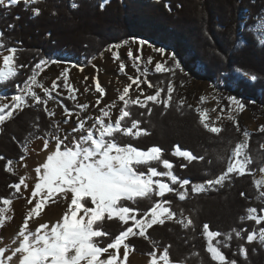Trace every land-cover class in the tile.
I'll list each match as a JSON object with an SVG mask.
<instances>
[{
  "label": "trees",
  "instance_id": "trees-1",
  "mask_svg": "<svg viewBox=\"0 0 264 264\" xmlns=\"http://www.w3.org/2000/svg\"><path fill=\"white\" fill-rule=\"evenodd\" d=\"M73 3L77 7L73 8ZM36 7L40 9L39 15L33 14ZM0 32L4 44L0 53L13 47L18 50L17 75L0 82V97L8 98L21 94L31 83V77L35 75L37 79L42 67L55 60L68 59L77 66L89 65L92 59L101 57L110 48L135 39L173 49L183 71L176 70L175 75L143 72L152 88L164 89L161 98L166 97L171 84L174 88L172 103L165 109L163 104L148 102L152 109L150 115L147 108L131 105V119L140 120V129L148 134L139 138L122 136L119 143L143 151L161 148L162 159L173 164V173L191 181L189 194L183 201L175 193H166L163 198H138L136 204L129 202L136 210L137 219H142L154 206L153 202L160 200L171 201L172 211L178 215L148 229L147 239L130 236L125 243L141 254L168 248L171 264H218L206 250L203 225L208 224L211 231L222 234L213 240L214 245L217 239L227 240L226 234L233 229L242 232L243 239L233 233L232 239L220 246L228 261L264 264V246L246 239L247 234L264 227V222L257 225L254 221L240 219L248 214L250 207L257 209V215H264V199L258 198L260 190L254 184L259 169L264 167V132L250 133L246 151L252 159L248 166L251 174H232V179L223 187L195 193L191 190L192 184L214 179L226 170L231 151L243 139L242 133L246 130L239 126L238 132L237 124L227 120L221 125V133H210L201 124L196 108L189 103L193 99L189 92L192 83L203 80L217 87L225 106L230 103L227 98L233 96L255 118L264 115V46L260 44L264 39V0H38L37 4L0 6ZM171 64L169 61L166 67ZM252 75L257 77L255 81L251 80ZM58 97L67 111L83 114L71 99ZM181 100L184 104L177 107ZM197 101L204 110L206 105L200 99ZM12 103L4 114L11 110ZM44 108L45 105L34 104L22 111L16 110L11 119L0 125V157H3L0 159V207H4L3 199L21 197L11 187L19 183L21 177L14 170H7L8 162L11 161L13 169L14 164L26 157L25 151L31 142L50 139L48 133L55 131L56 124ZM176 146L204 159L184 161L172 154ZM155 166L158 171H166L162 165ZM154 179L170 183L166 176ZM181 210L184 218L193 220L194 228L185 229L176 222ZM103 224L109 233L103 238V246L128 227L138 231L133 220L123 224L118 219L106 218ZM241 247L246 250V256L241 253Z\"/></svg>",
  "mask_w": 264,
  "mask_h": 264
},
{
  "label": "snow or ice",
  "instance_id": "snow-or-ice-1",
  "mask_svg": "<svg viewBox=\"0 0 264 264\" xmlns=\"http://www.w3.org/2000/svg\"><path fill=\"white\" fill-rule=\"evenodd\" d=\"M26 3L37 4L38 0H0V6L5 8ZM72 7L75 8L77 5L73 3ZM32 11L35 15L40 14L39 7ZM242 23L244 22L242 21ZM9 27H14V25H9ZM2 39L3 33L0 32V48H4ZM124 43L127 44L128 41ZM138 44L142 47L148 42L139 40ZM260 44L264 46V39L260 40ZM116 47H119V45ZM6 51L8 54H0L3 56L4 66L3 70H0V82H7L17 75L15 57L18 50L13 47ZM153 51L161 54L162 57H166L163 63H155L154 67L157 73L169 72L175 75L176 70L183 71L175 53L167 52L164 48H153ZM127 54L129 57L133 56L131 50ZM135 59H140V57L137 56ZM168 60H171L172 64L165 67ZM147 62L151 64L152 58L149 57ZM19 67H23V65ZM120 67L123 68L124 65L121 64ZM65 79H67V72H65ZM256 79L255 75L251 76L252 81ZM132 83H137V81L133 80ZM31 85H38L35 75L31 77ZM31 85L26 86L21 94L11 97L13 102L11 110L7 111L6 114H4L5 109L10 107L9 104L0 103V125L11 119L16 110L22 111L23 108L30 107L29 97L35 104L47 105L48 101L43 100ZM64 86L67 87L66 84ZM148 86L152 87V84L149 83ZM55 87L54 84L53 89H44V91L51 97ZM130 87L131 85L124 87L123 94L119 96V99L123 101V107L118 109L119 114L114 121L109 111L100 109L102 115L88 117V119L94 121L91 126L86 127V121L77 116L75 124L78 126L73 127L71 130L76 135L71 140L68 139L67 135H56V132L62 131L59 124L54 126L55 131L48 133L51 141L54 142V151L47 156V162L42 167L35 169L39 174V182L35 183V190L31 193L33 199L37 196L40 199L28 212L22 225L23 230L18 233L19 237L22 238V242L12 248L11 255L6 257L9 264H126L129 251L132 249L125 241L130 236L138 235L147 239V230L152 228L153 225H163L165 219L173 220L177 217L178 214L172 211L171 201L169 200L153 202L154 206L150 208L149 212L143 214L142 219H137L136 210L129 206V202L131 204L138 203V198L152 200V197L163 198L166 193H175L179 200L183 201L189 194L188 186L191 184L189 179H180L173 173V164L166 159H162L161 148L151 147L148 151H143L132 145L122 146L119 143V138L122 136L139 138L141 135L148 134L147 131L140 129V120L131 119V105L147 108L150 115L152 109L148 106V102L163 104L167 109L173 101L174 88L171 84L167 88L166 97L161 98V92H164V89H159L154 95H148L143 101L139 97L134 100L126 99L129 96ZM96 91L103 93L105 90L97 83ZM141 95H143L142 92ZM227 99L230 104L235 105L240 111L244 110L245 105L236 97L229 96ZM203 100L204 98L201 97V101ZM183 104L184 101L181 100L177 107ZM77 107L86 109L88 106L77 105ZM108 107L113 108L115 105H109ZM44 111H48V109L45 107ZM196 111L199 113L201 124L208 132L221 133V127L212 126L206 122L209 119L207 109L197 108ZM223 111L221 109V112ZM52 115L54 113L49 112V116ZM105 118H107V122ZM227 118L230 121L235 120L231 113ZM134 129L136 131H133ZM236 130L240 131L238 124ZM259 131L264 132V126H261ZM242 135L243 139L231 151V158L228 160L226 170L214 179H209L204 183L192 184L191 190L193 192L203 193L215 190L217 186L223 187L227 181L232 179V174L239 176L245 175L246 172L251 174L248 166L252 163V159L246 151L250 133L244 131ZM65 141H67V144H65ZM48 145L49 141H44L43 147L45 149L48 148ZM61 145L64 146L63 150H61ZM172 154L188 162L204 159L202 156L193 155L190 151L181 150L179 146H176ZM0 159H3V157H0ZM219 159H223V157H219ZM155 165H162L166 171H158ZM181 167H187V165L181 164ZM7 170L13 171L11 161L8 162ZM259 171L264 173V167H261ZM161 176L168 177L170 183L154 179ZM254 184L257 189L264 188V177L255 179ZM21 185L27 188L24 179L11 187L16 192H20ZM56 196L68 203V208L62 219L51 226L47 222L40 223L35 230H31L29 221L34 222L40 218L46 204L49 202L55 203L53 198ZM258 198L264 199V191L259 192ZM2 203L10 206L12 200L3 199ZM28 203L32 204V199H29ZM7 211L9 209L0 207V227H3L6 221L5 214ZM81 213L83 214L81 215ZM247 213L246 216L240 218L241 221H254L257 225L264 222V215H257L255 207L248 208ZM179 217L176 222L185 229L194 228L193 220L190 217L184 218L183 210L179 212ZM106 218L109 221L118 219L123 224H128L129 220H133L138 231H134L133 227H128L127 230L116 236L114 241L103 246V238L109 236V233L104 230L103 222ZM244 231L247 232V229ZM233 233L235 237L243 239L242 232L233 229L232 233L226 234L227 240L232 239ZM203 234L207 238L206 250L213 261H217L218 264H236L234 260L228 261L220 250V246L226 244L227 240L217 239L216 245L213 244V240L222 235L219 231H211L209 225L204 224ZM246 239L249 243L258 241L264 246V227H261L258 232L255 230L250 232L247 234ZM122 246L125 250L123 260L120 256ZM110 249L115 251L110 253ZM6 251H8L7 246L0 248V264H4ZM240 251L246 256V250L243 247ZM106 253L108 254L107 258H102ZM150 256V264H161V262L162 264H171L168 248L163 250V254L159 259L155 252L150 253Z\"/></svg>",
  "mask_w": 264,
  "mask_h": 264
},
{
  "label": "rangeland",
  "instance_id": "rangeland-1",
  "mask_svg": "<svg viewBox=\"0 0 264 264\" xmlns=\"http://www.w3.org/2000/svg\"><path fill=\"white\" fill-rule=\"evenodd\" d=\"M261 24H263V22ZM139 40L143 39L131 40L127 44L119 47L114 46L105 51L101 57L92 59L89 65L82 64L81 66H77L72 63L71 60L61 59L59 61L55 60V62L51 64H45L42 67V72L37 78L39 86L31 85V83L29 85L32 86L33 90L40 95L43 100L48 101L47 105H45L48 109L47 113L48 115L49 112L54 113V115L49 117L55 124H59L62 129L57 135H67L69 140L73 139L76 134L71 130L73 127L78 126L75 124L77 116L86 121V127L91 126L94 121L88 119V117L102 115L100 109L109 111L114 121L118 117V109L123 107V101L119 99V96L123 94L124 87L131 85L129 96L126 97V99L130 98L134 100L139 97L141 101L148 95H154L156 91L159 90L148 86L149 84L146 82L143 72L149 74L157 73L154 67L155 63H163L166 59V57H162L161 54L153 51V48H164L170 53H174L173 49L162 44H153L148 40H146L148 44L140 47L138 44ZM138 48L140 49L139 51L137 50ZM129 50L133 53L132 57H129L127 54ZM3 54L6 55L8 53L3 52ZM137 56H139L140 59H135ZM149 57L152 58L151 64L147 62ZM169 61L171 60H168V62ZM121 64L124 65L123 68L120 67ZM166 66L167 65H165V67ZM3 68V56L0 55V70H3ZM142 68L143 71H141ZM65 72H67V79H65ZM133 80H136L137 83H132ZM97 83L104 88L105 91L103 93H98L96 91ZM54 84L56 87L52 91V96L49 97L44 89H53ZM65 84L67 87L64 86ZM141 92L143 95H141ZM189 92L193 97L189 103L196 109L200 108L202 105L197 100H201V97L204 98L202 103L206 105L205 109H207L209 117L206 122L212 126L221 127L224 122H227V120L230 121L227 118L229 113L235 117V120L231 122H235L249 133L259 132L260 127L264 126V115L260 118H255L252 112L246 107H244L243 111H240L235 105L230 103L228 107L225 106L220 100L219 90L209 81L195 80ZM58 96L71 99L75 106L87 105L88 107L86 109L80 108L83 114L67 111ZM195 98H197V100ZM28 100L30 105L35 104L30 97ZM11 102V98L4 96L0 97V103L10 104ZM113 104L115 107H108ZM221 109L224 111L221 112ZM19 111L21 110H17V112ZM105 119L107 122V118ZM44 141H49V144L54 145L51 138H40L31 142L25 151L26 157L13 166V170L19 174L21 179L25 180L27 188L21 185V191L18 192L21 197L13 199L10 206L4 205L3 207L9 209L5 214L7 217L5 223L3 227H0V248H5L6 246L8 248V251L5 253L4 264H9L6 257L11 255V249L22 242V238L19 237L18 233L23 230L22 225L28 212L40 199L39 196L33 199L31 193L35 190V183L39 182V174L35 169L37 167H42L43 164L41 165V162L43 160L42 157L34 159L32 153L34 152V147H36L35 144ZM65 144H67V141H65ZM63 148L64 146L61 145V150H63ZM261 177H264V173L260 172L255 176V179ZM259 190L264 191V188ZM29 199H32V204L28 203ZM53 199H55V203H47L40 218L36 219L34 222L29 221L31 230H35L40 223L47 222L51 226L62 219L63 214L68 208V203L59 196ZM165 221L171 220L165 219ZM130 249L132 250L129 251L126 264H150V254L138 253L132 247ZM163 250V248H157L155 250L158 259L163 254ZM114 251L113 249L109 250L110 253ZM124 251L122 246L120 249L121 260H123ZM107 256L108 254L106 253L102 258H107Z\"/></svg>",
  "mask_w": 264,
  "mask_h": 264
},
{
  "label": "bare ground",
  "instance_id": "bare-ground-1",
  "mask_svg": "<svg viewBox=\"0 0 264 264\" xmlns=\"http://www.w3.org/2000/svg\"><path fill=\"white\" fill-rule=\"evenodd\" d=\"M43 144H44V142H39V143L35 144L36 147H34V149H33L34 152L32 153L34 159H37L38 157L39 158L42 157L43 161L41 162V165L47 162V156L50 155L54 151V145L53 144H49L47 149H45L43 147Z\"/></svg>",
  "mask_w": 264,
  "mask_h": 264
}]
</instances>
